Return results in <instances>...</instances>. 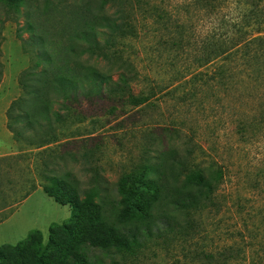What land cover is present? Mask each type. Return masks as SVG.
<instances>
[{"label":"rangeland","instance_id":"1","mask_svg":"<svg viewBox=\"0 0 264 264\" xmlns=\"http://www.w3.org/2000/svg\"><path fill=\"white\" fill-rule=\"evenodd\" d=\"M136 1L110 0L103 8L131 21L135 34L114 38L105 56H82L112 80L74 103L52 95L54 140L44 148L32 143L37 128L17 124L16 139L7 128V110L23 96L19 76L33 60L22 45L29 38L26 8L0 5V247L34 230L47 245L50 228L71 218V207L43 192L47 175L68 172L79 193L105 188L118 202L121 175L145 156L176 149L179 158L190 150L193 164L213 178L222 174L213 203L188 215L192 235L147 240L128 264H264V25L224 54L202 59L203 46L211 50L238 34L253 0H216L215 13L201 9L200 0H141L161 20ZM122 71L128 79L115 90ZM143 96L144 103L132 104Z\"/></svg>","mask_w":264,"mask_h":264},{"label":"trees","instance_id":"2","mask_svg":"<svg viewBox=\"0 0 264 264\" xmlns=\"http://www.w3.org/2000/svg\"><path fill=\"white\" fill-rule=\"evenodd\" d=\"M109 1L0 0V5L8 10L21 13L26 8L22 29L29 38L22 45L25 53H32L33 60L19 76L23 96L13 100L7 110V128L15 139L22 135L17 124H24L25 128L38 129L39 134L34 133L37 137L32 142L37 148L50 145L54 140V135L48 132L51 96L74 103L81 96L99 93L103 83L112 80L82 59L84 54L105 56L102 50L114 38L135 34L131 21L102 14ZM260 2L248 3L250 8L242 16L245 24H238L242 28L237 35L210 45L211 50L202 47L206 53L202 56L204 61L210 55L224 54L258 32L264 25V3ZM200 3L201 9H210L211 13L219 8L216 0ZM136 5L146 15H155L153 19L163 17L158 9L147 11L141 0ZM182 41L180 38L178 43ZM260 55L264 62V50ZM1 67L0 64V71ZM118 76L115 90L128 79L123 71ZM145 101L144 96L131 99L133 105ZM175 150L145 156L135 168L121 175L116 184L118 202L109 197L105 188H89L79 193L68 172L61 177L47 175L43 192L58 204L71 207V218L50 228L47 245H43L40 231L34 230L23 241L1 246L0 264H128L135 248L147 240L164 242L167 237L192 235L194 226L188 215L212 205L222 174L213 178L211 171L204 173L193 164L190 150L182 158L177 157ZM137 212L142 214L136 216ZM178 213L184 214L181 220L176 219Z\"/></svg>","mask_w":264,"mask_h":264}]
</instances>
